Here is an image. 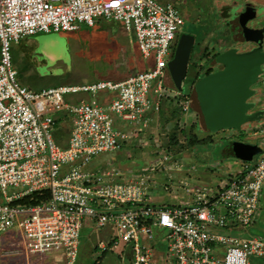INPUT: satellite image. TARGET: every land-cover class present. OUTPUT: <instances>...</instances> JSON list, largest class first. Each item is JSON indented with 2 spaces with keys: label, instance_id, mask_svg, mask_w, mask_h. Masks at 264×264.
<instances>
[{
  "label": "built area",
  "instance_id": "obj_1",
  "mask_svg": "<svg viewBox=\"0 0 264 264\" xmlns=\"http://www.w3.org/2000/svg\"><path fill=\"white\" fill-rule=\"evenodd\" d=\"M99 18L123 22L135 33L142 55L153 58L154 66L123 80L38 91L18 80L13 42L39 32L73 31L82 23L93 26ZM184 23L175 1L0 0V188L6 198L0 203V232L17 224L27 253L63 249L65 264H77L82 231L90 222L88 229L111 224L114 231L110 240L98 239L95 248L105 252L124 243L127 248L119 255L124 259L127 251L130 264H252L254 256L264 258V236L246 233L263 210L264 151L253 163L242 160L223 186L187 188L192 195L186 201L165 204L150 202L149 176L89 168L95 157L122 148L130 138L133 128L123 130V122L147 127L162 100L172 95L161 76ZM80 92L92 96L67 100ZM99 92L111 97L103 102ZM188 93L173 94L181 98L183 111L190 106ZM58 112L70 118L65 144L55 136ZM259 131L264 133V127ZM164 162L182 170L167 150L158 159ZM8 186L23 189L8 194ZM43 189L49 190L47 200L12 204ZM161 244L165 256L155 260L154 249ZM224 246L222 259L219 252Z\"/></svg>",
  "mask_w": 264,
  "mask_h": 264
},
{
  "label": "rangeland",
  "instance_id": "obj_2",
  "mask_svg": "<svg viewBox=\"0 0 264 264\" xmlns=\"http://www.w3.org/2000/svg\"><path fill=\"white\" fill-rule=\"evenodd\" d=\"M177 2L186 20L185 24L180 26L179 32L192 34L195 38L188 75L191 66L199 70V75H205L204 69L207 67L213 70L222 67L215 57L208 56L207 53L203 55L204 52L214 53L219 50L223 52L230 46L238 47L240 50L250 48L242 43L244 40L241 37L242 27L239 22L240 12L246 5H254L258 16H264V2L259 0H179ZM224 3L229 5L227 9ZM254 24L255 21H248V25ZM93 29L83 24L77 30L54 31L46 35L45 41L42 42L45 43V47L38 50V55L32 59L31 65L23 69L25 74L29 72V77L40 87L34 88L30 85L31 87L28 88L35 91L51 84L111 78L118 55V45L114 44L113 40L106 42L104 37L101 39V32L95 33ZM228 36L229 45L221 46L223 39ZM139 59L142 60L141 57ZM171 60L168 59L163 69L161 76L163 85L170 94L181 90L189 92L191 102L189 110L183 111L181 100L178 97H171L165 101L163 112L152 117L148 127L141 123L123 122L121 125L123 130L129 131L133 128L127 142L120 149L95 157L89 166L99 172L110 168L116 169L119 173L130 170L136 177L149 176L148 198L154 204L186 201L192 195L187 188L191 190L196 186L207 184L223 186L227 175L235 172L244 163L235 150L237 142H250L264 148V133L259 131V127H264V116L258 121L244 124L242 130L237 128L205 130L202 117L200 118L202 113L197 97L193 92L194 84L189 82L187 76L181 83L179 82ZM145 63L148 69L154 66L153 58L145 59ZM129 68L126 66L124 70ZM255 87L258 92L252 98L257 101V107L264 108V73L260 75ZM63 121L62 125L65 127L63 135L66 137L71 126L65 119ZM193 123L195 127H192ZM193 128L198 131L197 136L200 139L201 137L206 139L190 143L186 136L193 134ZM182 129H185L186 133ZM62 130L63 128H56L55 132ZM174 132L177 134V140L170 141L169 137ZM194 137L195 135H192L190 139ZM166 150L174 161H180L178 163L182 164L181 171L171 169V162L158 163V159ZM261 156L262 153L255 154L250 163ZM185 181L191 184L187 185ZM22 189V186H8L6 190L8 194H13ZM5 202V195L0 188V203ZM256 220L257 222L246 228V233L264 236V196L263 210ZM89 224L90 222L82 231V244L77 264H130L126 256L127 251L124 253V259L119 255L122 253L121 250L127 248L124 243L115 250L109 249L103 254L92 246L98 239L110 240L114 233L111 224L102 227L92 225L91 229H88ZM22 238L17 224L7 231L0 232V264H65L66 250L29 254L22 245ZM164 247L165 245L161 244L157 247L158 250L154 249L157 253V256L153 257L155 260L165 256ZM224 255L225 246L220 250L219 257L223 259ZM252 264H264V258L254 256Z\"/></svg>",
  "mask_w": 264,
  "mask_h": 264
},
{
  "label": "water",
  "instance_id": "obj_3",
  "mask_svg": "<svg viewBox=\"0 0 264 264\" xmlns=\"http://www.w3.org/2000/svg\"><path fill=\"white\" fill-rule=\"evenodd\" d=\"M253 20V26L248 21ZM242 39L252 46L246 50L231 47L219 55L221 68L209 74L199 75L194 83L195 93L207 129L237 128L258 121L264 116V108L257 109L251 100L257 94L255 84L264 73V16H258L257 8L248 4L240 12ZM194 36L183 33L171 60L181 83L186 78ZM235 150L242 160H252L255 154L263 153L259 144L237 142Z\"/></svg>",
  "mask_w": 264,
  "mask_h": 264
},
{
  "label": "crops",
  "instance_id": "obj_4",
  "mask_svg": "<svg viewBox=\"0 0 264 264\" xmlns=\"http://www.w3.org/2000/svg\"><path fill=\"white\" fill-rule=\"evenodd\" d=\"M163 1H175L178 4L177 1H179V0H163ZM262 1L264 2V0H259V2H262ZM224 4L227 5L226 6V9H227L229 5L226 3H224ZM225 5H222V6L224 7ZM181 11H182V8H181ZM185 22H186V20H185ZM83 24H85V23H82L81 26ZM87 26L90 28H94L93 30L95 31V33L101 32V39H102V37H104V40L106 39L105 40L106 42L109 40H113L114 44L118 45V49H117L118 55H117V58L114 62V64H115L114 73L111 76V78H106V79L123 80L132 74H135L139 71L148 69V67L146 66V63H145V59H148V58H145L142 55V53L138 47V43H137L135 33L132 30L127 29L124 26L123 22H121L119 20L99 18L96 21L95 25H93V26L87 25ZM51 32H54V31H51ZM51 32H47V33L46 32H39V33H36L34 35L24 37V38L20 39L19 41L12 43V59H13L14 66L17 69L18 80L23 85H25L27 87H31L30 85H32V87H34V88L40 87L38 84H36V82L34 80H32L29 77V72L27 74H25L23 69L25 67H27L28 65H31L32 59L36 58V56L38 55L37 51L45 47L44 46L45 43L42 44V42L45 41V36ZM178 34H181V32H178ZM223 40H224V42H221L222 43L221 46H226V45L228 46L229 45V36L226 39L224 38ZM194 41H195V38H194ZM242 43L245 46L250 45L248 43H245L244 41ZM177 44H178V42H177V37H176V43L174 45L175 50L173 51L174 52L173 57L175 55ZM247 47H251V46H247ZM229 48H231V46L224 49V51L229 49ZM192 49H193V45H192ZM192 49H191V52H192ZM44 52H46V51H44ZM221 52L222 51H220V53ZM206 53H208V52H204L203 55H205ZM214 53H217V52H214ZM210 54H212V53L210 52ZM138 56H140L143 61L140 60L139 59L140 57L138 58ZM190 58H191V53H190V57L188 60V65L190 63ZM126 66L128 68L129 67L130 68H129V70L125 71L124 69ZM138 69H140V70H138ZM19 70H20V73H19ZM186 76L189 77L188 78L189 82L194 81V83H195L196 79L199 77V70L196 69L195 66H191V69H190V72L188 75V67H187ZM106 79H104V80H106ZM98 80H102V79H93L90 81H82V82H71L69 84L68 83H57V84H51V86L83 85V84H90V83L96 82ZM48 87H50V86H48ZM44 88H46V87H44ZM35 91H38V90H35ZM76 94H80V95L76 96ZM76 94H72V95L67 96V100L70 102H75V101H78L81 99H88L92 96L90 93H85V92H80V93H76ZM173 94H174V92L172 93V95H170V96H168L162 100L160 109L158 111H155L151 117H153L157 114H161L163 112V106H164V103L166 100L170 99L171 97L177 98V97H174ZM188 94L190 96V93H188ZM110 97H111V95L108 92H99V94H98V98H100L103 102L108 101ZM179 99L181 100V98H179ZM190 104H191V102H190ZM178 106H180V105H178ZM56 117H57V127L56 128H61V129L63 128V130H62V132H57V133L55 132V136H56L58 142H60L61 144H65L67 142V138H68L69 134H67V136L64 137L63 134L65 133L64 132L65 127L62 125V123H64V121H63L64 119L66 120V122L70 123V118L62 112L56 113ZM201 117L203 120L202 114L200 115V118ZM203 123H204V120H203ZM149 124H150V121L148 123V126H149ZM204 128H205V130H208L206 128V126H204ZM246 161H251V160H246ZM176 162H180V161L176 160ZM175 171H177V170H175ZM163 204H165V203H163ZM157 232H158V235H160V237H161L160 230ZM81 244H82V241H81ZM95 245H96V243L93 244L92 246H94V248H95ZM103 253H105V252H102V254Z\"/></svg>",
  "mask_w": 264,
  "mask_h": 264
},
{
  "label": "trees",
  "instance_id": "obj_5",
  "mask_svg": "<svg viewBox=\"0 0 264 264\" xmlns=\"http://www.w3.org/2000/svg\"><path fill=\"white\" fill-rule=\"evenodd\" d=\"M219 54H220V51L217 52V53H212V54H210V52H208L206 55L216 58L217 55H219ZM212 71H213L212 68L207 67L205 69L204 74H209ZM191 83L193 85L194 84V81H191ZM194 124L195 123L192 124V127H195ZM182 130L185 132V129H182ZM193 130H194V128H193ZM198 134H199L198 131L197 130H194L193 134L190 133V135L186 136L187 135L186 134L185 136H186V138L189 139V142L190 143H192L194 141H199L200 142V140L206 139V137H201L202 139H200V137L197 136ZM192 135H195L194 139L193 138L190 139V136H192ZM169 140L170 141H176L177 140V134H176V132L171 133V135L169 137ZM193 145H195V143ZM49 196H50V194H49V190L48 189L36 190V191H33V192H31V193H29L27 195L22 196L21 198L16 199L15 201L12 202V204H15V205L16 204H19V205H32V204H37V203H39L41 201L47 200L49 198ZM262 202H263V200H262Z\"/></svg>",
  "mask_w": 264,
  "mask_h": 264
},
{
  "label": "flooded vegetation",
  "instance_id": "obj_6",
  "mask_svg": "<svg viewBox=\"0 0 264 264\" xmlns=\"http://www.w3.org/2000/svg\"><path fill=\"white\" fill-rule=\"evenodd\" d=\"M181 35H182V33L181 34H177V42H179V39H180V37H181ZM191 69V68H190ZM219 69V68H218ZM217 70V69H216ZM251 100H254L253 98L251 99ZM254 101H256V100H254ZM257 102V101H256ZM256 108L257 109H261V107H257L256 106Z\"/></svg>",
  "mask_w": 264,
  "mask_h": 264
}]
</instances>
